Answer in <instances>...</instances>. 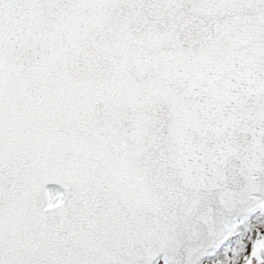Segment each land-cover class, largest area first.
I'll list each match as a JSON object with an SVG mask.
<instances>
[{"label": "water", "instance_id": "obj_1", "mask_svg": "<svg viewBox=\"0 0 264 264\" xmlns=\"http://www.w3.org/2000/svg\"><path fill=\"white\" fill-rule=\"evenodd\" d=\"M263 208L264 0H0V264H208Z\"/></svg>", "mask_w": 264, "mask_h": 264}, {"label": "rangeland", "instance_id": "obj_2", "mask_svg": "<svg viewBox=\"0 0 264 264\" xmlns=\"http://www.w3.org/2000/svg\"><path fill=\"white\" fill-rule=\"evenodd\" d=\"M256 234H264V210L242 226L209 263L244 264Z\"/></svg>", "mask_w": 264, "mask_h": 264}, {"label": "flooded vegetation", "instance_id": "obj_3", "mask_svg": "<svg viewBox=\"0 0 264 264\" xmlns=\"http://www.w3.org/2000/svg\"><path fill=\"white\" fill-rule=\"evenodd\" d=\"M251 253L254 256L248 264H264V234H256L249 254L251 255ZM249 257L245 260L244 264H246Z\"/></svg>", "mask_w": 264, "mask_h": 264}]
</instances>
